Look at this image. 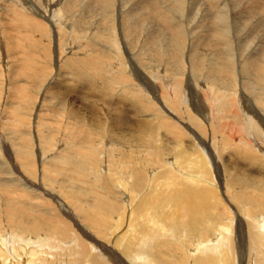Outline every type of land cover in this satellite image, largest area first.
Instances as JSON below:
<instances>
[{
    "label": "bare ground",
    "instance_id": "1",
    "mask_svg": "<svg viewBox=\"0 0 264 264\" xmlns=\"http://www.w3.org/2000/svg\"><path fill=\"white\" fill-rule=\"evenodd\" d=\"M31 1L33 0H5L1 2L8 3L0 5V50L2 49L1 53H3V55L0 53V62L1 58L3 61V63H0V99L3 100L5 94L4 92H7V97L5 96L7 101L5 104L10 101L8 106L3 104L4 106L2 107L1 105L0 108L2 107L3 111H8V113L6 112V116L11 117L10 120H13L14 124H16L15 121L17 118L19 119L17 120L19 121L18 123L25 122L26 124V122H32L31 116L29 115H32V111L35 110L33 109L35 103L32 102V104H30L29 101H35V98L40 101L42 96L40 95L41 93H37L31 88H27V83H29V78L35 76L40 77L42 75L41 72L46 70L48 77L52 76V73L54 72L56 73V76H54V79L47 78L48 80L45 82L41 81V83H39V85L44 86V91L46 90L45 88L51 89L52 84L55 86V83L53 82H55L58 78L57 75L60 74L61 77L67 76L71 78L75 75L77 77L76 80L80 82L81 87H84V85L87 87L95 86L96 92H99L97 94L106 95L107 99L101 95L98 96V98L105 101L114 111L121 113L118 115L121 117V120L125 116H129L127 108L129 104L121 99L119 92L123 95V97L124 95L131 97L135 94L134 96L137 98L135 100L140 102L141 105L138 112L136 109H132L130 111V113H134L135 110V115L137 113L140 114L151 111L154 105L157 110V106L159 107V105H162L163 109L161 107L159 109L164 111L163 113L170 117V121L160 119L159 117L161 115H158L151 120H146V118H140L137 120H139V122L144 121L142 122V129L146 132L150 129L153 130L155 136L159 134L160 130L165 129L171 133L173 137L175 136L176 138H180L178 139V142H174V144L177 143L175 144V154L173 158H169V160L164 157H160V155L164 152L163 150L169 148L172 149L173 146H171V144H167L161 149L154 147L155 149L153 148V150H151V147H149L150 150L141 147L144 150L143 151L141 149H137L135 146L128 147V144L126 145L127 147H123V145L116 146L115 143H110L109 141L102 139V133L97 134L96 141L99 142H97L98 144L95 143L91 146L86 145L88 146L87 152L80 151L78 149L79 152H77V155L81 154L80 156H82L83 159L91 157L89 152L93 151L94 153L97 151L96 149H98L99 152H101L100 150H104L103 157L108 160V163H106L107 166L101 168L100 157L97 154L91 153L97 157V159L95 158L97 164H94L93 167L96 165L95 168H99L98 172H96L95 169L94 171L88 170L89 172H83L84 170H81L79 167L83 176H85L82 177L81 180L86 183L89 180L98 185V190H96V192L94 191L95 189H92V192L95 193L92 195L93 200L92 196L90 199L92 200L91 204L93 206L88 205V207L85 205L87 206L86 208L83 206V204H85V202L89 199H87L84 203V200H82V202L79 200L77 203H83L79 205L84 211L83 212L81 210V214H83V221L80 222L81 220L79 221V218H81V216L79 217V210L75 207L76 203L69 201L68 196L63 195L65 193L62 194V192H57L54 187L56 184L51 183V180L47 179V177H51L55 174V172H53V168L56 170L60 169V165L62 166L61 162L64 160L63 156L67 151L63 149L61 150V147H58L60 149L59 152L51 157L48 155V158L46 157L47 159H43L44 161L41 159L42 162L39 160L40 158L37 156V153L39 155L41 153V155L45 157V151L50 149L52 143L55 142V144H58L59 139H56L58 138V133L61 134L59 138L64 141L65 137L69 136L67 129L70 132H73L76 126L79 127L82 123H71L70 121L65 122L64 120H61L63 115L71 113L70 109L66 108L63 102L54 105L52 107L53 112L47 111L46 113H42V107V109L38 111V119H36L37 116L33 117V120L35 122L37 121V123H35L37 131L38 126H40V121H43L42 115L45 114L48 118L49 116L50 118L51 116H55V119L59 122V125H57L54 129L56 132L46 134L38 130L35 135L34 132L29 129L30 131L23 136L20 133H26L24 127L22 128L24 130L23 131L19 128L20 124H16L13 129H15L16 132H19V136L22 135V138L19 139L20 137L18 135L17 136L19 138H14L23 140L24 143L29 146L27 147L20 141V143L17 144V140H10L12 141L13 151L10 150L9 152L10 147L8 148V145L3 142V149H5L8 153L7 164L11 168L9 171L12 173L13 178H16L17 180L19 179L22 184L26 183V185L24 184V187L28 189L29 193H35L40 196L36 197L33 195L35 199L37 198L43 203H46L47 199V204H51V207H57L52 209L50 212L52 213L51 216L47 213L43 214L45 212H43L42 207L34 206L33 209V213L38 214L34 215L36 219L44 217L41 222L37 220L35 227H37V230L40 232L43 230L42 227L47 226L44 227L46 230L50 227L53 230V234H50L51 236H49V234L46 236L42 232L35 235L30 234L31 231H29L30 229L27 224L24 226V221L20 219H24L21 215L24 212L22 204L21 207L16 210L11 208L13 206L11 201V206H9L10 208L0 207V264H14L16 262L21 264L24 258H19L18 255L24 256L25 251L27 259L25 262L26 264H49V262L51 264L52 262H48V260H52V258L56 259L55 256L57 252L60 253L59 250L65 253L67 252L68 254H74L73 257L77 259L76 262L78 264H264V186L261 187L259 183H253L252 181L251 188L246 189L247 187L244 186L243 188L237 190L236 188L241 187V184L239 183L240 185H237L234 180V176L228 170L227 174L225 172L223 178L220 174L221 167H219V164L217 163L218 158H220V154L223 152L222 150L220 151V149L226 147V138L229 140L228 142H232V146H236L235 151L238 153L236 156L238 158L243 157L246 158V160H250L251 157L255 156V154L252 156L253 154L249 153L250 150L246 148L243 137L244 139L248 138L245 139V141L249 148H251L250 146L253 144L252 149H256V147L258 148V146H260L263 149L257 150L264 152V0H261L263 3H259L258 9L252 3L253 0H245L243 2L245 4H242V6H240L242 0H143L144 2L137 0V3L134 6L132 3V10L135 12L131 13L129 17L126 15L125 18L134 17L135 20L133 21H136V24L140 23L141 25L143 22L148 20V18H150V23H153L154 21H161L164 27L161 29L150 30L151 32L146 29L149 32L148 36H145L146 38L143 37L145 38L143 40V46H148L149 50L143 52V47L134 57L135 59H138V61H136L138 63L142 61L143 57H149L151 60L153 59L154 61H158V66L155 64L148 66L151 63L147 65V76L139 67L136 66L135 62L132 61L131 54H129V52L126 55L127 58L130 59L127 63L122 55L118 56V53H116L117 56L115 57H111L112 55L108 53L109 57H106V51L101 48L105 44L101 45L97 50L94 49L99 41H106L110 43V47L117 46L120 51L118 41L123 44V40L121 37H118V35H115V39L105 40V38L100 35L98 29L94 30L90 36L91 30L95 27L94 21L91 16L83 21V16L81 15V13H86V11L89 10L90 4L87 3L86 5H81L82 0H65L63 7L60 8L63 10L66 9L70 12V17L68 16L69 18H66L64 16L65 10L61 13L59 8L56 9L54 7L55 9H53V5L52 3H49V0L39 1V4L42 5L44 9H40L38 4L37 5L39 7L34 9ZM98 1H101L104 6L106 5V2L108 4L112 3V5L114 4L113 0ZM160 3L162 12L159 8ZM121 8V6L118 7V15L120 16H122ZM243 8L248 11L249 15L243 11ZM28 10H31L32 13H27L26 11ZM78 11L80 12V15L78 13L76 14ZM91 11L92 9L90 8L88 14ZM252 13L255 15L251 16ZM3 15H7L5 19L9 17L8 22L7 20L3 21V19H1V16ZM74 17L77 21H79V25L77 23L78 26H80V24L82 27L85 26L84 30L81 28L82 30L79 31V34L81 35L80 37L89 35L88 39H85L87 42L85 44L83 43L84 45L79 44L80 42L77 40V35H79L76 32L77 28L73 27L70 29L69 26L67 27V22H69L70 19H74ZM172 17L177 18L178 22L174 21ZM186 20L190 21L189 23L187 22V25H185ZM97 23H99V21ZM7 24L12 26L10 32L14 37L13 45L8 43L6 44L9 32V29L5 28ZM82 24H84V26ZM90 25H92V28ZM121 28H123V25ZM121 28L119 27V29ZM20 29H24L26 32L23 30L21 31ZM167 29L169 30L168 37H160L158 33L165 32ZM56 30L57 32H62V34H64V37L60 39L59 47L62 48L63 45L69 46V48L67 47L69 49L67 50L69 54L66 56V53L62 52V54L67 57V59L63 61L59 56H56L53 60L49 58V61L51 62V64H49L46 63L47 61L43 60L46 57V53L51 57V53L48 51V49H50L49 42H51V36H54ZM126 31L128 30L124 31L123 28L121 32L123 33ZM253 33H255L256 36H259V34L261 35L259 36L258 41L255 40L258 44L251 48L249 47V42L247 41L252 38ZM131 35H133V33ZM23 42H25V46H22ZM29 43L32 44V46L36 45V47L38 45L37 50L41 49L39 52H41L42 56L39 52H33L34 50L29 51V49H31L29 47ZM72 43H74V45ZM125 44L126 47L129 46L128 43ZM236 44H238L237 47H235ZM77 45L79 48L73 49V47H76ZM241 45L243 47L242 50L240 49ZM19 48L21 50H18L17 53L11 52L12 49L16 50ZM129 51L131 52V50ZM6 53H12L15 57L11 56V54L7 58L10 60L11 58H15L16 62H7ZM68 58L70 59L71 64L68 63ZM107 58L110 62H118L119 65L118 68L116 67L117 69H115V67L110 68L111 70L115 69L113 72L117 74L112 78L105 75L108 71L107 73H104L103 71L104 75L109 77V83H112L111 79L118 83V89L115 87L118 92H116V90L115 92L119 95L112 98L114 101L110 100L109 97L114 91L112 88L110 90L107 88L106 82L105 85L94 82L96 79H99L100 81L103 79L104 76L100 74V70L105 69L104 64L106 63L105 61ZM168 58H174L176 59V62L182 65V62H184L183 59H188L187 68H185L188 69V67H190V72L192 74L197 72L194 68H197L195 66H198V62L203 61L204 59V62L208 67L206 77L209 79L215 78L217 80H224L225 82H218L219 84L216 86L215 90L212 89L214 85L210 87L206 85L205 82L200 83V85L197 83L201 89L205 88L204 91H198L200 88L196 87L197 85L195 82L197 93L195 100L197 102L195 101L194 103L193 99L186 96L187 92L185 95L181 96V80L177 79V70L172 71L176 77L170 78L171 76L173 77L172 72H170L171 76H169L168 72H163L158 69L161 62H164L165 60L167 61ZM41 60L44 64L41 63ZM76 65H79V68L88 67V73L86 71V73L83 74L81 71L82 68L77 71L74 70ZM165 69H167V66ZM62 71L65 73L61 75ZM198 71L200 70L198 69ZM89 72L91 75H94L90 80L88 77ZM113 72L111 74H115ZM95 73L97 75H95ZM203 74H205V72ZM222 74L225 76H231L230 78H234V80L231 79V82H236L235 85L239 86L241 83L242 86H240V88L237 86L234 88V91L228 93L226 91L228 89L224 87L228 85L226 82H228L230 78L226 80ZM148 75L151 76L150 79H147ZM245 75H249L252 81L249 80V77H245ZM8 76H10V78ZM201 77H203V75ZM240 77H243L244 79H241ZM183 80L184 79H182V81ZM193 81L194 80L192 78V82ZM129 82L131 84L130 87L124 89H122L123 87H120L123 84L126 86L127 84L129 85ZM253 83H256V85H253ZM6 87L8 88L6 89ZM130 89L131 91H128ZM209 89L213 90L211 93L209 92L210 94L207 93ZM34 93L36 95H33ZM145 94H147L148 97ZM177 98H180L179 101L182 105L177 103L179 102ZM139 99L141 100L139 101ZM156 103L159 105L156 106ZM133 107H136L135 104ZM94 108L100 110L101 113L104 114L102 108ZM160 110L158 112L154 111L155 113L151 114H158L160 113ZM24 112L28 114H25ZM80 113L78 117L81 116ZM225 114H228V117H225ZM81 117L85 118L86 116ZM8 119L7 121L9 122L10 120ZM3 123L5 122L3 121ZM43 124L46 123L43 122ZM183 124L185 125L183 126ZM28 125L30 124L28 123ZM28 125L25 126L28 127ZM189 125L193 127H190L191 129L196 131L195 134L192 135V138L194 140L197 139L198 141H201H199V145H196L193 147L194 149H191L190 151L185 149L186 142L184 143L185 138L182 137L190 132V130H188L186 134L183 135L182 133L186 131H182V129H189L187 128ZM7 126L9 127V125ZM62 126L66 129L63 130V128H61ZM48 128H50V126ZM218 128L221 129V131H219V135L221 133L223 134L222 136L220 135L221 138L217 137L218 133L216 132V129ZM4 129L6 128L4 127ZM209 130L211 131L209 132ZM35 136L37 137L38 142L40 141L41 149H39L42 151H39L37 148L34 149L35 144L32 143L35 141L32 142V139H35ZM155 136H153V138ZM186 138L188 139V137ZM236 138L241 139L237 140ZM1 139L2 138H0V140ZM235 141H243L245 145H242L243 148H241V146H239V142H236L235 145ZM154 142H156V140ZM72 143L73 142H71V145ZM103 147H107V149ZM78 150H74L73 152ZM138 150L141 151L139 152V156L133 157ZM2 151V154H4V150ZM252 151L251 153H254V150ZM11 152L14 156H12ZM48 153L50 154V152ZM256 155L259 157L257 152ZM75 156L76 155L73 157ZM122 157L128 158L131 162L128 164L129 166L124 168V171L121 174L116 172L115 169L122 167L121 164L123 162L118 163V159H121ZM257 157L254 158L257 159ZM56 158L59 160L58 163L61 164H53L56 163L54 162V160H57ZM79 159L80 157H78V160ZM91 159H93V157ZM35 160H37V163L34 162ZM74 161L77 162L75 159ZM210 161L213 162L212 164L214 165L213 167H215V172L218 176L217 178L220 180L219 183H223L220 185L222 187L221 191L219 188L214 187L213 184L209 185V183H211L209 180H211V178H215L208 167L210 165ZM49 162L52 163L50 164V167H47ZM263 162L264 161L260 162V165L264 167ZM66 163L67 162H65V164ZM78 163H80V161H78ZM84 164L86 163L81 165L83 166ZM160 164V168H157L156 166ZM242 164H244V162H242ZM255 164H257V162ZM251 167L253 168V166ZM72 168L73 167L71 166V169ZM140 168L144 169L142 170ZM185 168H187V171H185ZM128 169H130L129 173H127ZM192 170L194 173H192ZM23 171L26 173H23ZM31 171H35L32 176L30 174ZM252 171L255 170L253 169ZM77 176L79 175L77 174L76 177ZM60 177L62 178V176ZM22 179L24 180V183ZM67 179L63 180L67 181ZM76 180H79V178ZM215 180L216 179H214V181ZM47 182L51 189H48L49 187L46 186ZM244 182L246 183V181ZM77 183L78 182L76 181V185L74 186H77ZM140 183L149 184L147 188L144 189L142 197L140 199H136V201L134 196L136 194L133 193L134 198H132L133 196H131V193L137 185L144 186ZM27 184H29V186H27ZM87 185L89 187L90 183H87ZM5 186L7 185L5 184ZM99 186L107 189L103 192L102 188V192H100ZM7 187H4L7 191L10 189L12 191L16 190L14 187H9L10 189L8 190ZM83 188L85 190L88 189L89 191V188L86 189L84 186ZM112 188H116L117 191ZM139 189L140 188L137 187V192L142 190V188L140 191ZM79 190L80 189H78V193L81 191ZM55 191L57 194L59 193V196L62 195L64 197L68 206L65 205L66 203L63 198H61V200L60 197L54 193ZM72 191H70L69 194H71ZM106 191H111L110 193L113 194L110 195L109 193H106ZM123 191H126L129 194V197L131 198L129 199V202H127L128 200H124V197L126 198V196H123ZM10 192H8V194ZM81 192H83V190ZM4 194L3 196H6ZM16 195L14 194L13 197L17 198L18 195ZM19 196H24V193H20ZM72 196H75V194ZM108 206H110V208ZM69 208L72 209V211L69 210ZM29 210L32 211L31 208H29ZM73 211L78 214H73ZM30 215L32 216V212ZM42 222L45 224H42ZM35 223L36 221L33 223V226ZM6 225L8 227H6ZM32 228L33 227H31V229ZM178 237H180L179 241ZM39 243H42V247L44 245L43 250L42 248L39 249L42 250L41 252H44L42 254L35 252L33 248L29 249V247H27H36ZM60 257L62 258L63 256ZM56 261H58V258Z\"/></svg>",
    "mask_w": 264,
    "mask_h": 264
},
{
    "label": "rangeland",
    "instance_id": "2",
    "mask_svg": "<svg viewBox=\"0 0 264 264\" xmlns=\"http://www.w3.org/2000/svg\"><path fill=\"white\" fill-rule=\"evenodd\" d=\"M1 1H5V0H0V5H3V4H7L8 2H1ZM34 1H36V2H34ZM39 1L40 0H33V1H31L32 2V5H33V7H34V9L36 8V7H39L40 9H44L43 8V6L42 5H40L39 4ZM42 1V0H41ZM62 1V2H61ZM89 1H90V3H89ZM120 0H113V5H112V3H107L106 2V5L104 6V4L102 5V2L101 1H98V0H87V1H85V0H82V3H81V5L82 4H84V5H86L87 3L88 4H90V8L92 9V11L90 12V13H92V14H88V12H89V10H90V8H89V10H87L86 11V13H81V15L83 16V21H85L87 18H89L90 16L92 17V19H93V21H94V24H95V27H93V30H91V32H90V36L92 35V32L94 31V30H96V29H98V31H99V33H100V35L103 37V38H105V40L106 39H110V40H112V39H115V35H118V37H121L122 38V40H123V44H124V46H123V44H121V42H119L118 41V43H119V46H120V51H119V49H118V47L117 46H112V47H110L111 45H110V43L109 42H106V41H99V43H97V46H95V48L94 49H99V47L101 46V45H103V44H105V45H103L101 48H103V50L104 51H106L105 53V55H106V57H109V55H108V53H110L112 56L111 57H115V56H117L116 55V53H118L119 55L118 56H120V55H122L123 56V58L126 60V62L128 63V61L130 60V59H128L127 58V54H128V52H129V54H131V59H132V61L133 62H135V64H136V66L137 67H139L140 69H141V71L142 72H144V74L147 76V67L148 66H152V65H156V66H158V61H154L153 59L151 60L149 57H143V59H142V61L141 62H136V61H138V59H135L134 57H135V55L136 54H138V52L140 51V49L141 48H143V52L144 51H148L149 50V47L148 46H143V40L148 36V32L150 31V30H155V29H161V28H164L163 27V23L161 22V21H154L153 23H150V18H148V20H146L145 22H143L142 23V25L140 24V23H137L136 24V21H133V20H135L134 19V17H132V18H125V16L126 15H128L127 17H129L130 16V14L131 13H134L135 11L134 10H132V7L137 3V0H121L120 2H119ZM245 0H242L241 1V4H240V6H242V4H245V3H243ZM55 2V3H54ZM92 2V3H91ZM123 2V3H122ZM139 2V1H138ZM141 2H144L143 0H141ZM262 1L261 0H253L252 1V3L254 4V6L258 9V5H259V3H261ZM49 3L51 4L52 3V8L53 9H57V8H59V10H61V13H63L64 12V10H65V13H64V16L67 18L68 16L70 17V12L68 11V10H66V9H62V8H60V7H63V4L65 3V0H52V1H50L49 0ZM77 3V2H76ZM133 3V6H131V4ZM263 3V2H262ZM35 4V5H34ZM39 6H38V5ZM43 4V3H42ZM92 4V5H91ZM250 4V3H249ZM148 5H149V3H148ZM58 6V7H57ZM89 6V5H88ZM122 7L121 9H122V11H121V13H122V16H120V15H118V7ZM161 6V3H160V5H159V8L161 9V12H162V8L160 7ZM167 6V5H166ZM165 6V7H166ZM55 7V8H54ZM163 7V6H162ZM164 7V8H165ZM163 8V9H164ZM241 8V7H240ZM78 9V8H77ZM84 11V10H83ZM243 11H245L248 15H249V13H248V11L247 10H245L244 8H243ZM27 13H29V14H31L32 12H31V10H28V11H26ZM79 14L80 12L78 11V12H76V14ZM138 13V12H137ZM140 14V13H139ZM80 15V14H79ZM95 15V16H94ZM167 15V14H166ZM253 15H255V14H251V16H253ZM7 15H3V16H1L2 18L1 19H3V21L5 20H7V22H8V18H6L5 19V17H6ZM68 17V18H69ZM78 17V16H77ZM123 17V18H122ZM82 18V17H81ZM173 19H174V21H176V22H178L177 21V18H175V17H172ZM80 19V18H79ZM121 19H122V22H121ZM74 20H76V21H74ZM119 20V21H118ZM156 20H157V18H156ZM99 21V23H97ZM131 22V23H130ZM190 22V21H188V20H186V24L185 25H187L188 23ZM74 25H73V24ZM77 23H78V25H79V21H77V19H75V17H74V19H70V21L69 22H67V27L69 26V28L71 29V28H73V27H76L77 28V33L79 34V31H81L82 29L81 28H83V30H84V28H85V26H84V24H82L84 27H82L81 26V24H80V26H78L77 25ZM121 23H122V25H123V28H124V31L125 30H128V31H126V32H121L122 30H123V28H121L122 27V25H121ZM155 23V24H154ZM94 24H93V26H94ZM135 24V25H134ZM162 24V25H161ZM118 25V26H117ZM78 26V27H77ZM130 26V27H129ZM134 26V27H133ZM149 26V27H148ZM11 25H9V24H7L6 25V27L5 28H7V29H9V32H8V36H7V39H6V44L8 43V44H11V45H13L14 44V37L11 35V32H10V29H11ZM90 27L92 28V25H90ZM90 27H88V28H90ZM119 27L121 28V29H119ZM147 27V28H146ZM153 27V28H152ZM24 29H26L25 27H23ZM95 28V29H94ZM104 28V29H103ZM116 28H117V30H116ZM142 28H144V29H142ZM24 29H20L21 31L23 30V31H25L26 32V30H24ZM56 29V28H55ZM119 29V30H118ZM149 30V31H147V30ZM102 31V32H101ZM151 32V31H150ZM127 33V34H126ZM133 33V35H131ZM168 33H169V30L167 29V30H165V32H159L158 34L160 35V37H162V38H167L168 37ZM106 34H108V35H106ZM135 34V35H134ZM261 34H259V36H260ZM78 36V38H77V40H79V44H85L86 42H87V40H85V39H88V37H89V35H87V36H83V37H80L81 35L79 34V35H77ZM146 36V37H145ZM167 36V37H166ZM259 36L257 35L256 36V34L255 33H253V35H252V38H250V40H248L247 42H249V47H251V48H253L254 46H256L257 44H258V42H255V40L256 41H258L259 40ZM60 37V38H59ZM64 37V34H62V32L61 33H59V32H57V30L55 31V34H54V36H51V42H49V44H50V49H48V51L51 53V57L46 53L45 54V59L43 60V61H47L46 63H49V64H51V62L49 61V58L51 59V60H53L54 58H56V56H59V57H61L62 58V61L63 60H65V59H67V57H65V55L64 54H62V52L63 53H66V56H68V52H67V50H69L68 48H69V46H65V45H63L62 46V48H60L59 47V42H60V39L61 38H63ZM124 37V38H123ZM133 37V38H132ZM143 37H145V38H143ZM132 38V39H131ZM142 38V39H141ZM124 39H125V41H124ZM129 39V40H128ZM117 41V40H116ZM96 42H97V40H96ZM101 42H104V43H101ZM247 42H246V44H247ZM53 43V44H52ZM76 43H77V41H76ZM101 43V44H100ZM125 43H128V45L129 46H127L126 47V44ZM141 43V44H140ZM30 44V43H29ZM54 44H57V45H54ZM73 45H74V43H72ZM83 44V45H84ZM22 46H25V42H23L22 43ZM52 46H53V48H52ZM123 46V47H122ZM142 46V47H141ZM238 46V44H236L235 45V47H237ZM29 47L31 48V49H29V51H33V52H35L36 51V53L37 52H39L41 49H38L37 50V48H38V45H37V47H36V45L35 46H32V44H30L29 45ZM58 47V48H57ZM68 47V48H67ZM107 47V48H106ZM110 47V48H109ZM32 48H34V49H32ZM63 48H64V50H63ZM77 49V48H79V46L77 45L76 47H73V49ZM114 50H113V49ZM124 48V49H123ZM129 48V49H128ZM90 49H92V48H90ZM89 49V50H90ZM105 49H108V50H105ZM111 49V50H110ZM124 51H123V50ZM146 49V50H145ZM238 49V48H237ZM240 49L242 50L243 49V47H242V45L240 46ZM239 49V50H240ZM18 50H21L20 48L19 49H12V51L11 52H13V53H17L18 52ZM53 50V51H52ZM59 50V51H58ZM129 50H131V52L129 51ZM1 51H2V49L0 50V53H1ZM126 51H127V53H126ZM142 52V53H143ZM85 53V52H84ZM2 55H3V53H1ZM12 53H10V54H7L6 53V58L9 56V55H11ZM39 54L41 55V52H39ZM189 55V54H188ZM11 56H14L13 54L11 55ZM42 56V55H41ZM148 56V55H147ZM2 57V56H1ZM15 57V56H14ZM5 58V59H6ZM135 59V60H134ZM13 60H15V58H11V60L10 59H8L7 58V62L9 61V63L11 62V63H15L16 62V60L15 61H13ZM115 60V59H114ZM188 60V59H187ZM186 60V58H184L183 59V61L184 62H182L181 60H179V61H181L182 63H183V65L182 64H180V63H178V62H176V59H174V58H168L167 59V61H169V62H167L166 60L164 61V62H167V63H164L163 61L161 62V65H159V67H158V69H160V70H162L163 72L164 71H166V72H168V74H169V76H171L170 75V72H172V71H175V70H177V79H180L181 81H180V83H181V96L182 95H185V93H186V96H188L190 99H193V102L195 103V99H196V88H195V82H196V85H197V83L200 85V83H203V82H205L206 83V85H208V86H212V85H214L213 86V90H215L216 89V86H218V82H220V81H224V80H217V79H215V78H207L206 77V74L208 73V67L206 66V64H205V62H204V59H203V61H200V62H198L199 64H198V66L196 65L195 67H197V68H194L195 69V71H197V72H195V73H191L190 72V67H188V69H186L187 68V61ZM43 61L41 60V63L42 64H44L43 63ZM68 63L69 64H71L70 63V59L68 58ZM109 61V62H108ZM207 61V60H206ZM106 63V65L104 64V67H105V69H103V70H100V74H102V76H104L103 77V79L100 81L99 79H96L95 81H94V79H93V81L95 82V83H97V84H103V85H105V82H106V86H107V88L110 90L111 88L113 89V91L114 92H112V94L109 96L110 97V100H112V101H114V99H112V98H115L116 97V95L118 96L119 94V96L121 97V99L122 100H124V102H126L127 104H129L128 105V111H129V116H125L124 118H122V120H121V117H119L118 115L119 114H121V113H119L118 111L116 112V111H114L110 106H108L107 105V103L105 102V101H103V100H100L99 98H98V96H104V98H106V95H102V94H97V93H99V92H96V88H95V86L94 87H87L86 85H84V87H81V85H80V82H78L77 80H76V76L74 75L73 76V78H71V77H67V76H60V74L59 75H57V79L55 80V82H53V83H55V86H54V84H52V88L51 89H48V88H45L46 90L44 91V89H43V87L44 86H42V85H39V83H41V81L42 82H45L46 80H48L47 78H55L54 76H56V73L54 72V73H52L53 75L52 76H50V77H48V74L46 73V70H43L41 73H42V75L40 76V77H32V78H29V80H28V82L29 83H27V82H25V83H27V85H28V87L27 88H31L33 91H36L37 93L39 92V93H41L40 95L42 96L41 97V100L39 101L38 99H36L35 98V101H32V100H30L29 101V103L30 104H32V102L33 103H35L34 104V107H33V109H35L34 111H32V115H29V116H31V119H32V122L30 121V122H28L30 125H32V126H30V125H28V123L26 122V124H25V122L24 123H22L21 122V120H20V122L21 123H18L19 121H17V120H19L18 118L16 119V121H15V123L18 125V124H20L19 125V128L21 129V130H23L22 128L24 127V129H25V132L26 133H23L22 131H20V132H22V133H20V134H22L23 136L24 135H26L27 134V132L28 131H30V130H32V132H34V134L35 133H37L38 132V130L40 131V132H43V133H46V134H49V133H51V132H56L54 129L57 127V125H59L58 123V121L55 119V116H51V118H50V116H49V118L44 114V115H42L43 117H42V122L40 121V126H38V130L36 131V124L35 123H37V121L35 122L34 120H33V117H35V116H37L36 117V119H38V111H40L41 109H42V107H43V109H42V113H46L47 111H51V112H53V110H52V107L54 106V105H57V104H60V103H63L64 102V105H65V107L66 108H68V109H70V112L71 113H67L66 115H67V118H66V115H61L62 117V121L64 120L65 122H67V121H70L71 123L72 122H76V123H82V125H80L79 127H77L76 126V128H75V130H73V132L71 131H69L68 129H67V133H68V135L69 136H67V137H65V139H64V141H62L59 137L61 136V134L60 133H58V135H57V137L58 138H56V139H59L58 141L60 142H58V144H55V142L54 143H52V145H51V147H50V149L49 150H46L45 151V157L43 156V155H41V153H40V155L37 153V156L40 158L39 160L42 162V160L45 158V159H47L48 158V155H49V157H51V156H54L57 152H59V150L61 149H63V150H66L67 152H65V155L63 156L64 157V163H63V161L61 162L62 163V166L60 165V169H58V170H56V169H54L53 168V172H55V174H53L51 177H47V179H50L51 180V183H53V184H56V186H54L55 187V189L57 190V192L59 191V192H62V194L63 193H65V194H63V195H65V196H68V199H69V201H72V203H76L75 204V207L77 208V210H79V213H80V215H79V217L81 216V218H79V221L80 222H82L83 221V214H81V210L83 211V208H81L79 205L80 204H83L87 199H89V200H87L86 202H85V204H83V206L86 208L88 205L89 206H91L92 204V200H93V196L92 195H94L95 193H93L92 192V189L96 192V190H98V185L97 184H95V183H92V181H87V183L89 184L90 183V185L91 184H93V185H89V187H88V185H87V183L85 182V181H83V180H81L82 179V177H85V176H83V174H82V169L84 170L83 172H87L88 170H90V171H94V169H95V171L96 172H98V169L99 168H95L96 167V165L93 167V165L94 164H97L96 163V159H97V157L96 156H94V155H92V154H97L99 157H100V162H101V168H103L104 166L106 167L107 166V164L106 163H108V160L105 158V157H103V155H104V150H100L101 152H99V150L98 149H96L95 151L96 152H94L93 153V151L92 152H89V154H90V158H85V159H83L82 158V156H80L79 154L77 155V152H79V150L80 151H85V152H87V149H88V146H86V145H92V144H98L99 142L98 141H96V139H97V134H100V133H102L103 135L101 136V138L102 139H105V140H107V141H109L110 143H115L116 144V146H118V145H123V147H130V146H132V147H137V149H141V150H143L142 148H147V149H149L150 150V148L149 147H151L152 149L151 150H153V148L155 147V148H158V149H161L163 146H166L167 144H171V146H173V148L171 149V148H169V149H165V150H163L164 152H162L161 153V155H160V157H164L165 159H168L169 160V158L171 159V158H173V156H174V154H175V150H176V147H175V144H177V143H175L174 144V142L176 141V142H178V139L180 138V137H178V138H176L175 136L173 137V135L171 134V133H169L168 131H166L165 129H162V130H160V132H159V134L158 135H156L155 136V134H154V132H153V130H148L147 132L146 131H144L142 128V126H143V123L142 122H144V121H140L139 122V120H137V119H140V118H142V119H145L146 118V120L148 119V120H151V119H153V118H155L156 116H158V115H161V116H163V117H159L160 119H165V120H168V121H170V117H168V115L167 114H165V113H163L164 111H162V110H160L159 108L161 107L162 109H163V107H162V105H159L158 103H156V106L157 105H159V107L157 106V110H156V108H155V105H154V107L153 108H155V109H153L152 108V110L151 111H148V112H145V113H137L136 115L134 114L135 113V110H134V113H130V111L132 110V109H136V111L138 112L139 110H140V107H141V105H140V102H138V101H136L135 99H137V98H135V94L134 95H132L131 97L133 98H131L130 96H125L124 95V97H123V95L119 92V94L118 93H116V92H118V83H116L114 80H112L111 79V81H112V83H109L110 81H109V77H106V76H110V78H112L113 76H115V75H117L115 72H113L115 69H117L118 67H119V65H118V62L116 63L115 61H113V62H110V60L107 58L106 59V61H105ZM107 62H108V64H107ZM171 62H172V64H171ZM202 62V63H201ZM0 63H3V61H2V58H1V62ZM115 63V64H114ZM149 63H151V64H149ZM157 63V64H156ZM138 64H139V66H138ZM149 64V65H148ZM160 64V63H159ZM164 64H165V66H164ZM178 64V65H177ZM112 65V66H111ZM148 65V66H147ZM186 65V66H185ZM199 65H200V68H199ZM142 66V67H141ZM166 66H167V69H165L166 68ZM179 66V67H178ZM203 66V67H202ZM112 67H115V69L114 70H111L110 68H112ZM117 67V68H116ZM144 67V68H143ZM186 67V68H185ZM82 68V67H81ZM81 68H79V65L77 66L76 65V68L74 69V70H78V69H81ZM175 68V69H174ZM178 68H179V70H178ZM203 68V69H202ZM181 69V70H180ZM183 69V70H182ZM198 69L200 70V71H198ZM205 69V70H204ZM111 70V71H110ZM188 72H187V71ZM81 71L83 72V74L84 73H86V71H87V73H88V71H89V69H88V67H85V68H82L81 69ZM103 71H104V73L106 72L107 73V71H108V73L107 74H105L104 75V73H103ZM179 71V72H178ZM237 71H238V69H237ZM102 72V73H101ZM115 73V74H111V73ZM191 74H190V73ZM199 72H201V73H199ZM205 72V74H203ZM207 72V73H206ZM65 72L64 71H62L61 72V75L62 74H64ZM98 73V72H97ZM173 73V72H172ZM238 73V72H237ZM46 74V75H45ZM180 74V75H179ZM203 75V77H201L202 75ZM89 76V80L94 76V75H91V73L89 72V74H88ZM90 75H91V77H90ZM95 75H97L96 73H95ZM183 75V76H182ZM223 75V74H222ZM221 75V76H222ZM60 76V77H59ZM84 76H86V75H84ZM168 76V75H167ZM184 76H185V78H184ZM191 76V77H190ZM199 76V77H198ZM225 78H226V80L227 79H229L231 76H225V75H223ZM237 76V75H236ZM9 78H10V76H8ZM150 77L151 76H149L148 75V78L147 79H150ZM174 77H176V75L173 73V77L171 76L170 78H174ZM179 77V78H178ZM187 77V78H186ZM245 77H249V75H245ZM6 78V77H5ZM192 78H193V82H192ZM241 79H244L243 77H240ZM250 78V77H249ZM28 79V78H27ZM87 79V78H86ZM105 79V80H104ZM182 79H184L183 81L185 82H183L182 81ZM187 79H189V80H187ZM198 79V80H197ZM231 79L232 80H234V78H230L229 79V81L228 82H226L228 85L226 86V87H224V88H226V89H228V90H226V89H224V90H226L228 93L230 92L231 93V91H234V88H236L237 86H238V88H240V86H242V84L240 83V86L239 85H235L236 84V82H231ZM6 80V79H5ZM172 80V79H171ZM204 80V81H203ZM208 80V81H207ZM249 80H251L252 81V79L250 78ZM23 81V80H22ZM99 81V82H98ZM207 81V82H206ZM210 81V82H209ZM211 81H212V83H211ZM256 81V80H255ZM72 82V83H71ZM108 82V83H107ZM209 82V83H208ZM225 82V81H224ZM253 82H254V80H253ZM188 83V84H187ZM193 83V84H192ZM243 83V82H242ZM109 84H111V85H109ZM244 84V83H243ZM78 85H80V86H78ZM120 85V84H119ZM139 85V84H138ZM233 85H234V87H233ZM253 85H256V83H253ZM35 86V87H34ZM131 86V84H130V82H129V85L127 84V86L126 85H121L120 87L122 88V89H124V88H128V87H130ZM117 89H116V88ZM119 87V88H120ZM197 88H200L198 85L196 86ZM209 87V88H210ZM230 87H231V89H230ZM8 87H6V89H7ZM87 88V89H86ZM148 88V87H147ZM146 88V89H147ZM253 88V87H252ZM4 89V88H3ZM2 89V90H3ZM184 89V90H183ZM207 89V88H206ZM5 90V89H4ZM4 90H3V92H4ZM115 90H116V92H115ZM149 90V89H148ZM205 90V88H200L198 91H204ZM213 90H208V92L207 93H211V91H213ZM5 91H7V90H5ZM48 91H50V92H48ZM89 91V92H88ZM128 91H131V89L130 90H128ZM146 92V91H145ZM5 94H4V99L3 100H1L0 99V106L2 105V107L5 105V106H8L9 105V103H10V101H8L7 102V104H5L6 103V98H5V96L7 97V92H4ZM10 93V92H9ZM209 93V94H210ZM214 93H215V91H214ZM44 96H43V95ZM33 95H36L35 93L33 94ZM147 97H148V95L147 94H145ZM124 98V99H123ZM107 99V98H106ZM169 99H171V98H169ZM176 99V98H175ZM89 100V101H88ZM141 99H139V101H140ZM177 100L179 101L180 100V98H177ZM93 102V103H92ZM96 102H98V103H96ZM153 102V101H152ZM175 102H177V101H175ZM197 102V101H196ZM47 103V104H46ZM139 104V107H138V104ZM177 103H179V105H182L181 103H180V101L179 102H177ZM4 104V105H3ZM41 104V105H40ZM104 104V105H103ZM134 104H135V106L136 107H133L134 106ZM47 106V107H46ZM131 106V107H130ZM2 107L0 108V112L1 111H3V109H2ZM46 107V108H45ZM71 107V108H70ZM94 107H98V108H102V110H103V113L104 114H102L101 113V111L100 110H97V109H95ZM109 109H108V108ZM146 110V109H145ZM160 110V113H158V114H151V113H155V112H158ZM155 111V112H154ZM5 112V113H4ZM8 113V111H3L2 113H0V138H2L1 140H0V147H2V148H0L1 149V152H0V190L1 191H3V192H1L0 191V193H2V194H0V207L1 208H8L9 206H11V204H13V206L11 207V208H13L14 210H16L17 208L19 209L20 207H21V204H22V206H23V213L21 214L23 217H24V219L23 218H20V219H22L23 221H24V226L27 224V226H28V228L30 229H28L29 231H31V233L30 234H33V235H35V234H39V233H43L44 235H48L49 234V236H51L50 234H53V230L50 228V227H48L47 228V230H46V228L44 229V227H47V226H44V227H42L43 228V230H41V232L40 231H38L37 230V227H35V225L37 224V220L39 221V222H41L42 221V219H44V217L42 218H38V216H37V218L38 219H36L35 218V216L34 215H38V214H35V213H33L34 212V206H39V207H42V209H43V212H45V213H43V214H49V216H51L52 215V213H50L51 211H52V209H54L55 207H57V206H52L51 207V204H47V202H48V200L46 199V203H43V202H41V201H39L37 198L35 199V197H33V195L34 196H36V197H40L39 195H37V194H35V193H29V191H28V189L27 188H25L24 186L26 185V183H24V180H23V183L25 184H22L21 183V181L18 179H16V178H13V175H12V173L9 171V170H11V168H10V166L7 164V162H8V159H7V155H8V153L6 152V150L5 149H3L4 148V143L6 144V145H8L7 147L9 148V152H10V150H12L13 151V146H12V141H10V140H17V144H19L20 142H22V143H24V141L23 140H19V139H21L22 137V135L21 136H19L20 134H19V132H16L15 131V129H13L14 127H15V125L16 124H14L13 123V120H10L11 119V117H9V116H6V114ZM36 112V113H35ZM81 112V113H80ZM109 113V115H108V113ZM25 113V112H24ZM50 113V112H49ZM79 113H80V115L81 116H86L85 118H83V117H78V115H79ZM107 113V114H106ZM4 114V115H3ZM25 114H28V113H25ZM34 114V115H33ZM117 116H116V115ZM133 114V115H132ZM167 115V116H165V115ZM40 115V114H39ZM51 115H52V113H51ZM46 116V117H45ZM107 116H109V117H107ZM131 116V117H130ZM142 116V117H141ZM136 117V118H135ZM144 117V118H143ZM168 118V119H166V118ZM225 117H228V114L226 115L225 114ZM9 118V119H8ZM47 118V119H46ZM109 118V119H108ZM114 118H115V120H114ZM134 118V119H133ZM158 118V119H159ZM243 118V117H242ZM7 119L8 120H10L9 122L7 121ZM78 119V120H77ZM230 119V118H229ZM6 120V121H5ZM84 120H86V121H84ZM112 121V122H110V121ZM243 120V119H242ZM3 121L5 122V123H3ZM91 121V122H90ZM98 121V122H97ZM104 121V122H103ZM43 122H45L46 124H43ZM97 122V123H96ZM103 122V123H102ZM108 122V123H107ZM6 123H8V124H6ZM118 123H121V124H118ZM141 124V125H139V124ZM92 124V125H91ZM187 124V123H186ZM2 125V126H1ZM7 125H9V127L7 126ZM25 125H28V127L27 126H25ZM42 125V126H41ZM109 125V126H108ZM121 125V126H120ZM185 124H183V126H184ZM43 126H44V128H43ZM46 126V127H45ZM50 126V128H48ZM107 126H108V128H107ZM112 126V127H111ZM4 127L6 128V129H4ZM27 129H26V128ZM42 127V128H41ZM90 127H92V128H90ZM131 127H133V128H131ZM187 127V126H186ZM191 125H189L187 128H189V129H182V131H185V132H182L183 133V135L184 134H186V132H188V130H190V132H188L187 133V135H185V136H182V137H184L185 139H184V143H185V149L186 150H191V149H194L193 147H195L196 145H199L200 143H199V141L196 139V140H194L192 137V135H194L195 134V130L194 129H191V128H193V127H191ZM35 128V129H34ZM61 128H63V130L64 129H66L65 127H61ZM115 128V129H114ZM118 128V129H117ZM129 128H130V130H132V131H130L129 130ZM30 129V130H29ZM41 129V130H40ZM50 129V130H49ZM108 129V130H107ZM139 129V130H138ZM141 129V130H140ZM220 128H218V129H216V132L218 133H216L217 134V137H219V138H221V136L223 135L222 133L219 135V131H221V129L219 130ZM43 130V131H42ZM44 130H45V132H44ZM47 130H49V131H47ZM52 130V131H51ZM54 130V131H53ZM62 130V131H63ZM2 131H4V132H2ZM24 131V130H23ZM112 131V132H111ZM120 132V134H119V132ZM211 130H209V132H210ZM16 133V136H15V133ZM132 132V133H131ZM137 134H136V133ZM152 132H153V134H152ZM127 133V134H126ZM134 133V134H133ZM144 133V134H143ZM151 133V134H150ZM213 133H214V131H213ZM8 134V135H7ZM9 134H11V135H9ZM80 134V135H79ZM14 135V136H13ZM20 137H18V136ZM36 135V134H35ZM138 135V136H137ZM150 135H153V136H155L154 138H153V136H150ZM124 136V137H123ZM205 136V135H204ZM16 137H18L17 139H15ZM108 137V138H107ZM112 137V138H111ZM117 137H118V139H117ZM126 137H128V138H126ZM136 139H135V138ZM140 137V138H139ZM158 137H160V138H158ZM186 137H188V139L186 138ZM191 137V138H190ZM4 138V139H3ZM11 138V139H10ZM111 138V139H110ZM121 138H122V140H121ZM131 138V139H130ZM133 138V139H132ZM206 138V137H205ZM36 139V140H35ZM35 139L33 138L32 139V142L33 141H35V142H33L32 144H35L34 146V149H41V144H40V141L38 142V139H37V137L35 136ZM128 139V140H127ZM237 140H240L239 138H236ZM245 139H248V138H245ZM245 139H244V137H243V141L245 142V144H246V148L247 149H249L250 150V154H253L252 156H254V154H255V156L254 157H257V155H256V152H257V154H258V156L259 157H257V159L256 158H254V157H251V159L253 160H246V158H243V157H236L237 156V154L238 153H236V151H235V147L236 146H232V142L230 143V142H228L229 140H227V138H226V141L228 142H226V147H224V148H221L220 149V151L222 150L223 152L220 154V158H218V161H217V163L219 164V167H221V175H222V177L224 178V175H225V172H226V174H227V170L228 171H230L231 172V174L234 176V180L236 181V183H237V185H240L241 184V187H238V188H236L237 190L238 189H240V188H243L244 186H246L247 188L246 189H249V188H251L252 186V181H253V183H259L260 184V186L262 187V186H264V167L262 166V165H260V162H262V161H264V152L263 151H258V150H261V149H263L262 147H260V146H258V148L256 147V149H252L253 147V144H252V146H250L251 148H249V146H247V143H246V141H245ZM250 139V138H249ZM119 140H121V141H123V142H121V141H119ZM135 140V141H134ZM152 140H156V142H154V141H152ZM195 142H194V141ZM208 140V139H207ZM230 140H231V138H230ZM20 141V142H19ZM127 141V142H126ZM151 141H152V143H151ZM243 141H235L234 143H235V145H236V142L238 143L239 142V146H241V148H243L242 147V145H245L244 144V142ZM4 142V143H3ZM10 142V143H9ZM38 142V143H37ZM69 142V143H68ZM71 142H73L72 143V145H71ZM98 142V143H97ZM119 142V143H118ZM131 142V143H130ZM154 142V143H153ZM161 143V144H159V143ZM163 142H164V144H163ZM201 142V141H200ZM63 143V144H62ZM118 143V144H117ZM122 143V144H121ZM125 143V144H124ZM173 143V144H172ZM187 143H189V144H187ZM195 143V144H194ZM241 143V144H240ZM25 144V143H24ZM128 144V145H127ZM131 144V145H130ZM155 144H157V145H155ZM26 145V144H25ZM127 145V146H126ZM150 145V146H149ZM160 145V146H159ZM162 145V146H161ZM27 147L29 146V145H26ZM73 146V147H72ZM231 146V147H230ZM52 147H54V148H52ZM57 147V148H56ZM60 149H59V148ZM72 147V148H71ZM142 147V148H141ZM232 147H234V148H232ZM7 148V149H8ZM103 148H105V149H107V147H103ZM154 148V149H155ZM187 148H189V149H187ZM39 149V151H42V150H40ZM79 149V150H78ZM85 149V150H84ZM136 149V148H135ZM173 149H174V151H173ZM226 149V150H225ZM258 149V150H257ZM2 150H4V154H5V157H4V154H2L3 153V151ZM57 150V151H56ZM70 150V151H69ZM74 150H78V151H75V152H73ZM252 150H254V153H251V151ZM255 150H257V151H255ZM71 151H72V153H71ZM144 151V150H143ZM171 151V152H170ZM36 152H37V150H36ZM35 152V153H36ZM48 152H50V154L48 153ZM139 152H141V151H137L134 155H133V157H137V156H139ZM167 154H166V153ZM253 152V151H252ZM261 152V153H260ZM48 153V154H47ZM92 153V154H91ZM99 153H100V155H99ZM165 153V154H164ZM172 153V154H171ZM11 154H12V156H14L13 155V153L11 152ZM52 154V155H51ZM73 154V155H72ZM74 155H76L75 157H73ZM166 155V156H165ZM43 156V157H42ZM80 157V159L78 160V157ZM218 156V155H217ZM233 156V157H232ZM42 157V158H41ZM47 157V158H46ZM72 157V158H71ZM93 157V159H91ZM261 157V158H260ZM96 158V159H95ZM37 159V158H36ZM42 159V160H41ZM57 159V158H56ZM73 159V160H72ZM74 159L77 161V162H75L74 161ZM95 159V160H94ZM256 159V160H255ZM262 159V160H261ZM38 160V159H37ZM37 160H35L34 162L35 163H37ZM69 160V161H68ZM81 160H82V163H81ZM243 160V161H242ZM44 161V160H43ZM72 161V162H71ZM78 161H80V163H78ZM83 161H87V162H83ZM248 163H247V162ZM252 161V162H251ZM255 161V162H254ZM3 162V163H2ZM54 162H56V163H53V164H55V165H59V164H61V163H58L59 162V160L57 159L56 161L54 160ZM65 162H67L66 164H65ZM102 162H103V164H102ZM121 163V162H123L121 165H122V167L121 168H118V169H115V171L116 172H118V173H123V171H124V168H126L127 166H129L128 164L131 162L128 158H125V157H122L121 159H118V163ZM242 162H244V164H246V165H244V164H242ZM246 162V163H245ZM257 162V164H255ZM19 163V162H18ZM44 163V162H43ZM52 163V162H51ZM50 162L47 164V167H50V164H51ZM72 163H73V165L75 166H73L72 165ZM83 163H86V164H84L83 166L81 165V164H83ZM117 163V164H118ZM213 162L212 161H210V165L208 166L209 167V170H211V172L213 173V176L215 177V178H211V180H209V182L211 181V183H209V185H214V187H216V188H219V190L221 191V189H222V187L220 186V185H222V184H220L219 182H220V180H218V176L216 175V172H215V167H213L214 165L212 164ZM241 163V164H240ZM249 163H251V164H249ZM264 163V162H263ZM65 164V165H64ZM88 164V165H87ZM116 164V163H115ZM255 164V165H254ZM259 164V165H258ZM19 165H20V163H19ZM70 165V166H69ZM249 165H250V167H249ZM256 165H257V167H256ZM70 168H69V167ZM71 166L73 167L72 169H71ZM92 166V167H91ZM160 166H161V164L160 165H158V166H156L157 168H160ZM251 166H253V168L251 167ZM260 166H262V167H260ZM32 167H33V165H32ZM77 167V168H76ZM79 167H80V169H79ZM83 167V168H82ZM86 167H88V168H86ZM85 168V169H84ZM91 168V169H90ZM93 168V169H92ZM76 170V172H75V170ZM137 169H139V168H137ZM140 169H144V168H140ZM186 170L185 171H187V168H185ZM250 169V170H249ZM255 170V171H252V170ZM257 169H258V171H257ZM70 170V171H69ZM72 170V171H71ZM78 170V171H77ZM80 170V171H79ZM225 170V171H224ZM52 171V170H51ZM66 171V172H65ZM191 171V170H190ZM262 171V172H261ZM64 172V173H63ZM78 172V173H77ZM81 172V173H80ZM89 172V171H88ZM130 172V169H128V171H127V173H129ZM253 172H255V173H253ZM23 173H26L25 171H23ZM33 173H35V171L33 172V171H31L30 172V174H31V176L33 175ZM59 173V174H58ZM192 173H194V171L192 170ZM79 175V176H77L76 177V175ZM81 174H82V176H81ZM27 175V174H26ZM62 176V178L60 177V176ZM73 175V176H72ZM28 176V175H27ZM69 179V180H71V181H69L67 178ZM81 177V178H80ZM251 177H253V178H251ZM32 178V177H31ZM61 178V179H60ZM79 178V180H76V179H78ZM257 178V179H256ZM34 179V178H33ZM63 179H67V181H65V180H63ZM72 179H74V180H72ZM214 179H216L215 181H214ZM256 181H255V180ZM63 180V181H62ZM246 181V183L244 182V181ZM76 181L78 182L77 184V186H74V185H76L75 183H76ZM218 181V182H217ZM67 182V183H66ZM81 182V183H80ZM82 182H84V183H82ZM8 183V184H7ZM80 183V184H79ZM86 183V184H85ZM240 183V184H239ZM250 183V184H249ZM5 184L8 186H5ZM83 184V185H82ZM140 184H143V183H140ZM149 184V183H148ZM148 184H143L144 186H140V185H137L135 188H134V191L131 193L132 195L131 196H133V193H135L136 195H138L139 196V198H138V196H136V195H134L135 196V200L136 199H140L141 197H142V193H143V191H144V189H146L147 188V186H148ZM61 185V186H60ZM70 185V186H69ZM73 185V186H72ZM27 186H29V184H27ZM46 186H48V182H47V185ZM64 186V187H63ZM83 186L87 189V188H89V191H88V189L87 190H85L84 188H83ZM140 186V187H139ZM254 186V185H253ZM260 186H258V187H260ZM4 187H7V189L9 190L11 187H14L16 190L15 191H12L11 189L9 190V191H7L6 190V188H4ZM10 187V188H9ZM49 187V186H48ZM47 187V188H48ZM60 187V188H59ZM70 187V188H69ZM72 187V188H71ZM80 187V188H79ZM82 187V188H81ZM97 187V188H96ZM137 187L138 188H140L139 189V191L141 190V188H142V190L140 191V192H137L138 190H137ZM63 188V189H62ZM103 188V192H104V190H106L107 188H104V187H102V186H99V191L100 192H102V189ZM264 188V187H263ZM3 189V190H2ZM5 189V190H4ZM48 189H51L50 187L48 188ZM54 189V188H53ZM59 189H61V190H59ZM78 189H80L81 191L83 190V192H81L80 190V192L78 193ZM113 190H116V188H112ZM63 190V191H62ZM72 190H74V191H72ZM85 190V191H84ZM12 193H11V192ZM66 191V192H65ZM70 191H72V193L73 194H75V196H72L73 194L71 193V194H69V192ZM77 191V192H76ZM117 191V190H116ZM4 192H5V194H4ZM7 192V193H6ZM8 192H10L9 194H8ZM57 192L55 191L54 193L58 196V197H60V199L61 198H63V200H64V197L61 195V196H59V193L57 194ZM68 192V193H67ZM86 192V193H85ZM88 192H89V194H88ZM111 192V191H110ZM110 192H108V191H106V193H109L110 195H112ZM124 192V191H123ZM126 192V191H125ZM123 193V196H126V198L124 197V200H128L127 202H129V199H131L130 197H129V194L126 192V193ZM19 193V194H18ZM20 193L22 194V193H24V196H19L20 195ZM92 193V194H91ZM138 193V194H137ZM3 194L4 195H6V196H3ZM11 194H12V196H11ZM14 194L16 195H18L19 196V198H18V196H17V198H14L13 196H14ZM42 194V193H41ZM78 194H79V196H78ZM85 195V196H84ZM86 195H88V196H86ZM141 195V196H140ZM76 196H78V197H76ZM81 196H82V198H81ZM91 196H92V200H90L91 199ZM134 196L132 197V198H134ZM11 197V198H10ZM76 199H74V198ZM86 199H85V198ZM89 197V198H88ZM129 197V198H128ZM137 197V198H136ZM4 198V199H3ZM6 198V199H5ZM78 198V199H77ZM14 199V200H13ZM16 199H17V201H16ZM19 199H21V200H19ZM71 199V200H70ZM62 200V199H61ZM79 200H80V202H82V200H84L83 201V203H79V204H77L78 202H79ZM135 200H134V202H135ZM12 203H11V202ZM17 203H16V202ZM18 201H19V203H18ZM65 201V200H64ZM63 201V202H64ZM74 201H77V202H74ZM131 201V200H130ZM133 201V200H132ZM137 201V200H136ZM2 202V203H1ZM8 202V203H7ZM87 202H88V204H87ZM11 203V204H10ZM65 205H67L68 206V203L65 201ZM8 204V205H7ZM135 204V203H134ZM6 205V206H5ZM85 205H87V206H85ZM3 206V207H2ZM5 206V207H4ZM15 206V207H14ZM78 206V207H77ZM82 206V207H83ZM88 206V207H89ZM93 206V205H92ZM109 208H110V206H108ZM107 207V208H108ZM10 208V207H9ZM29 208H31L32 209V211L31 210H29ZM73 208V207H72ZM106 208V209H107ZM236 208V207H235ZM69 210H71L72 211V209H70L69 208ZM30 211V212H29ZM105 211V210H104ZM3 212V211H2ZM31 212H32V216L30 215L31 214ZM42 212V211H41ZM74 212V211H73ZM84 212V211H83ZM82 212V213H83ZM108 212V211H107ZM109 212H110V209H109ZM108 212V213H109ZM30 213V214H29ZM77 213V212H76ZM76 213L74 212L73 214H75L76 215ZM41 214V213H40ZM78 214V213H77ZM40 216H45V215H40ZM31 217H33V218H31ZM35 218V219H34ZM40 219V220H39ZM33 221V222H32ZM36 221V223L34 224V226H33V223ZM39 224H41V223H39ZM42 224H45L44 222H42ZM30 226V227H29ZM6 227H8L7 225H6ZM23 227V226H22ZM21 227V228H22ZM31 227H33L32 229H31ZM21 228H20V230H21ZM34 229V230H33ZM48 229H50V230H48ZM51 230H52V232H51ZM26 232V231H25ZM38 232V233H37ZM91 232H93V231H91ZM94 233V232H93ZM180 237H178V241L180 240L179 239ZM177 241V242H178ZM27 247H29V249L30 248H33L34 250H35V252H37V253H40V254H42V253H44V252H41L42 250H43V248H44V245H43V247H42V243H39L36 247H33V246H27ZM40 247V248H39ZM42 248V250H39V249H41ZM236 248L238 249V247L236 246ZM5 249V248H4ZM54 249V248H53ZM52 249V250H53ZM39 251V252H38ZM60 251V253L59 252H57V254H56V259L58 258V261H56V259L55 258H52V260L50 259V260H48V262L49 261H51L53 264H78L76 261H77V259L76 258H74L73 257V255L74 254H68L67 252L65 253V252H62L61 250H59ZM26 252V251H25ZM24 252V256H21V255H18V257L19 258H24L23 260H22V263L21 264H24L25 262H26V253ZM63 253H65V254H63ZM39 254V255H40ZM235 254H236V251H235ZM60 256H63L62 258L60 257ZM73 258V259H72ZM236 258V257H235ZM55 259V260H54ZM65 259V260H64ZM55 261V262H54ZM63 263H62V262ZM24 262V263H23ZM59 262V263H58ZM51 263V264H52ZM14 264H20V263H18V262H16V263H14ZM26 264V263H25ZM49 264H50V262H49Z\"/></svg>",
    "mask_w": 264,
    "mask_h": 264
}]
</instances>
